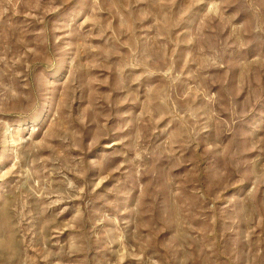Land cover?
Wrapping results in <instances>:
<instances>
[{
	"label": "rangeland",
	"instance_id": "1",
	"mask_svg": "<svg viewBox=\"0 0 264 264\" xmlns=\"http://www.w3.org/2000/svg\"><path fill=\"white\" fill-rule=\"evenodd\" d=\"M0 264H264V0H0Z\"/></svg>",
	"mask_w": 264,
	"mask_h": 264
}]
</instances>
